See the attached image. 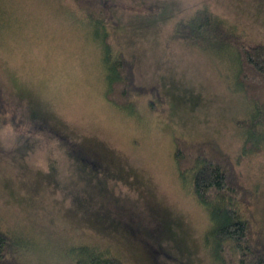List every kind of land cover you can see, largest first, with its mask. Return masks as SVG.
Segmentation results:
<instances>
[{"label": "rangeland", "instance_id": "obj_1", "mask_svg": "<svg viewBox=\"0 0 264 264\" xmlns=\"http://www.w3.org/2000/svg\"><path fill=\"white\" fill-rule=\"evenodd\" d=\"M115 2L109 40L146 87L132 91V112L107 99L103 31L74 0H0L9 102L0 111V227L15 239L10 264H78L81 246L126 264H214L212 220L179 174L177 137L212 142L236 161L249 189L243 212L264 240V154L240 156L237 120L251 108L236 56L174 34L205 7L264 43V0Z\"/></svg>", "mask_w": 264, "mask_h": 264}, {"label": "trees", "instance_id": "obj_2", "mask_svg": "<svg viewBox=\"0 0 264 264\" xmlns=\"http://www.w3.org/2000/svg\"><path fill=\"white\" fill-rule=\"evenodd\" d=\"M74 1L90 22L103 31L102 36L97 35V41L105 51L107 99L120 108L134 111L132 91L142 93L146 87L136 85L130 61L114 50L109 40L113 9L117 6L115 0ZM174 34L182 42L202 49L234 52L237 85L251 108L247 118L237 120V125L245 131L240 156L264 154V43L247 42L234 24L205 7L188 19H180ZM5 92L0 80V111H6L9 103ZM175 141L174 156L179 174L183 178L190 177L196 199L205 206L212 220L205 233V245L214 264H264V240L242 209L249 189L243 183L236 161L209 141L190 143L183 142L181 137ZM85 151L80 149L79 152ZM14 243V237L0 227V264L11 263L10 250ZM80 249L87 254H81L78 264H126L120 256L101 248L81 246Z\"/></svg>", "mask_w": 264, "mask_h": 264}]
</instances>
